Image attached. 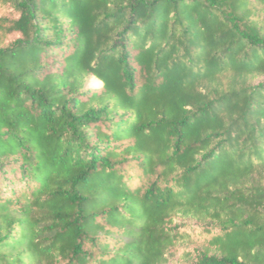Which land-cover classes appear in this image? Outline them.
Instances as JSON below:
<instances>
[{
	"label": "trees",
	"instance_id": "trees-1",
	"mask_svg": "<svg viewBox=\"0 0 264 264\" xmlns=\"http://www.w3.org/2000/svg\"><path fill=\"white\" fill-rule=\"evenodd\" d=\"M0 175V264H264V0H0Z\"/></svg>",
	"mask_w": 264,
	"mask_h": 264
},
{
	"label": "rangeland",
	"instance_id": "rangeland-1",
	"mask_svg": "<svg viewBox=\"0 0 264 264\" xmlns=\"http://www.w3.org/2000/svg\"><path fill=\"white\" fill-rule=\"evenodd\" d=\"M100 82L91 78L88 82V87H98ZM5 177L11 178L14 183L17 182L20 177V173L16 174L8 172L5 174ZM3 176L0 175V180ZM20 184L17 182L15 187H18ZM20 192V191H19ZM184 220L181 218H176L175 223H182ZM180 232H183L186 236L177 241L176 244L170 249L167 254V263L166 264H190L192 256L197 253L199 250H203L208 246V240L211 237V234L206 232L204 229L197 225H190V223L183 222L179 228ZM192 255V256H189Z\"/></svg>",
	"mask_w": 264,
	"mask_h": 264
}]
</instances>
